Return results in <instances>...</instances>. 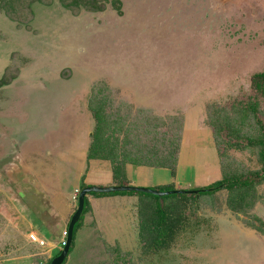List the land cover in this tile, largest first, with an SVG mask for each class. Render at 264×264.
Returning <instances> with one entry per match:
<instances>
[{"label":"rangeland","instance_id":"374dc122","mask_svg":"<svg viewBox=\"0 0 264 264\" xmlns=\"http://www.w3.org/2000/svg\"><path fill=\"white\" fill-rule=\"evenodd\" d=\"M14 6L10 15L0 4V264H49L63 249L64 233L42 240L31 230L30 203H22L3 167L4 141L20 150L48 134L44 147L56 143L55 164L80 189L190 191L262 169L257 149L229 147L225 133L214 137L209 123L216 110L232 118L253 101L264 123V101L251 89V77L264 72V0H111L100 12L71 11L58 0H12ZM95 113L104 119L96 142L117 149L118 179L108 161L63 159L86 136L90 149ZM238 127L253 141L262 133L254 119ZM31 146L27 155L37 150ZM127 151L169 168L122 170ZM254 187L247 197L226 190L196 200L164 197L174 235L168 248L146 254L143 238L164 235L158 217H150L158 200L138 194L149 205L123 204L114 197L128 195H90L102 200L94 208L89 202L64 264H264V179ZM19 205L28 208L21 212Z\"/></svg>","mask_w":264,"mask_h":264},{"label":"trees","instance_id":"16d2710c","mask_svg":"<svg viewBox=\"0 0 264 264\" xmlns=\"http://www.w3.org/2000/svg\"><path fill=\"white\" fill-rule=\"evenodd\" d=\"M27 1L28 4L29 2H36V1H42V0H24ZM49 1V0H48ZM61 5L68 10L71 11H80V10H88V11H93V12H100L103 11L105 9V6L109 5L111 0H58ZM12 3V0H0V4H1V8L10 15L14 14V9L15 6L11 9L10 4ZM251 89L254 91L255 95L257 96V98H260L264 101V72L263 73H257L254 74L251 77ZM101 97V94H98ZM97 104H101L100 106H103L105 103L102 102V99L100 101V99H98ZM256 101L253 102H249L247 103V105H245V108H241L239 110H237L236 112H234L233 117H230V114H225L224 115V111L226 113H228L226 111V109H220V110H216L213 113V116L211 117V121L209 123L212 131L214 132L213 134H215L214 137L219 138L221 136V134H224L228 137V146L240 151H245L247 148H255L257 149V153H258V157L260 158V160L262 161V169L256 172H253L247 176H235V177H231V178H226L224 180L218 181L214 184H212L211 186H207L205 188L202 189H194V190H190V191H197L198 195H188V194H179V195H173L172 197L174 198H192L194 200H196L197 198H200L202 196H214L216 193L220 192L221 190H226L228 192H231V194H233V196L235 195V193H239L240 195H244V196H248L250 193H253V190L255 189L254 186H257L260 184V182L264 179V123H261L259 121V119L257 118L258 115H260L259 111H258V103ZM263 117H264V112L262 113ZM100 117V116H99ZM96 113L94 115V119L95 121H97V126H96V131L95 134H93V144H91V147L88 151V158L87 160H103V161H108L110 163L111 169L113 170V175L115 179H118V177L122 176L123 173L119 174L117 172V170L114 167V160L116 162V147L111 148L109 147L107 150H102V143L101 145H98V142H100V122L101 120L104 121V119H101L102 117L99 118ZM250 119H254L256 121V124L258 125L259 130L262 131L261 135L255 139V141H253V139H250L249 137L244 136V134L242 133V130L239 129V125H243L245 121H248ZM96 138V139H95ZM235 139V142H231L230 139ZM240 139L244 140L246 142V145L241 146V142L239 141ZM255 145V146H253ZM126 155V159L124 162H122L121 165V169L124 170L125 165H133V166H137V167H150V168H156V169H165V168H169L167 166H165L162 162L160 163H153L151 161H148L146 157L141 156V157H132L130 156L129 152L127 151V153L125 152ZM131 158H130V157ZM124 177V176H123ZM84 188H86V186H83L81 190H83ZM171 190V189H170ZM168 190V191H170ZM186 191V190H183ZM80 193V192H79ZM145 195V194H140V193H113V194H91L92 196H99V197H111L112 195H120V196H133V195ZM90 196V195H89ZM147 197H153L156 200H160L159 204L158 201L155 204L154 203V207L152 208V216H150L151 218H155L156 216L157 218V225L160 226L163 229V233L164 235H162L161 237H155L153 235H147L146 237L143 238L142 240V251L143 253H149L151 252L153 249V247L155 248V250H160V249H166L168 248L169 242H171L172 240V236L174 235V232H172L173 228L175 227L174 224L171 225H166V208H165V204H164V197L162 198H158V197H154L151 195H145ZM168 197V196H167ZM170 198V197H169ZM142 203L149 205V203H147L146 201H142ZM89 207V202L88 199H85V207H84V211L81 215L80 221L78 222V224L75 226L74 228V232H73V237H72V244L70 247V251L69 254L73 248V244H74V239L76 236V233L78 231V229L81 226L82 223V217L87 213ZM244 207H246L247 209H249L251 207V205L247 204ZM151 215V214H150ZM150 218V219H151ZM150 219L148 221H150ZM178 222V221H176ZM155 224L152 223V225ZM61 253V252H60ZM58 253V255L60 254ZM68 254V257H69ZM57 255V256H58ZM56 256V257H57ZM67 257V258H68ZM66 258V260H67ZM53 260V259H52ZM51 260V261H52ZM65 260V261H66ZM50 261V263H51ZM49 263V264H50ZM65 263V262H64Z\"/></svg>","mask_w":264,"mask_h":264},{"label":"crops","instance_id":"0c3cea01","mask_svg":"<svg viewBox=\"0 0 264 264\" xmlns=\"http://www.w3.org/2000/svg\"><path fill=\"white\" fill-rule=\"evenodd\" d=\"M57 131L60 132V130ZM10 132L11 134L16 135L17 137L18 134H16L15 131H10ZM59 132L57 133V135L61 134ZM4 133L5 135H9V133H7L6 131H4ZM81 133L85 135L83 131H81ZM39 135L41 139L32 138L33 142L31 144L30 143H24L22 145L20 144L22 146L20 150H16V147L14 145L4 141L7 147L5 151L6 155L4 157L3 167L5 170L6 169L8 170L7 172H9L8 173L9 175L13 176V179L15 180V182L14 180L13 182L18 188V194L21 195L22 203L24 202V199L25 201H29L30 203V208H28L27 205L25 207L20 206L21 205L20 204L19 206L21 208L19 209V211L22 212L24 211L25 208L26 209L28 208L27 214L28 217H30L28 218L30 220L27 219V221H30L29 225L31 226V230L33 231V233H36L37 235L41 236V239L44 240L47 233H52L53 236L54 233H57L58 236L60 232L63 231L67 232V227L69 225L72 215L75 212V207L77 205L76 201L78 198L77 196L80 192V188H79V182L72 181L71 180L72 178H69V176H66V174L63 173L64 166L61 167V170H59V167L55 164L56 157L60 156L61 149L54 148L56 144L55 142L52 143L53 144L52 147L49 146L44 147L45 144H47L48 141L50 140L46 136L48 134L41 135L39 133ZM83 138H85V136H83ZM73 139L76 138L74 137ZM86 140L87 141H85L84 145H80L79 148H76L73 151L74 153L72 154L70 159H69V153H67L63 157V159L67 160V162L65 163L66 165L69 164V161L74 162V161H78L79 159H82L83 164L87 162H91L87 160L90 138H87L86 136ZM16 141L17 140L14 139V143H16ZM45 141H47V143H45ZM57 141H63V139L59 138L57 139ZM31 145H36L37 150L31 152L33 155H27L26 154L27 148L32 147ZM75 152H78V154L76 155ZM48 162H51L53 164V167L55 166L54 171L56 172V176L51 177V174L48 175V173L46 172L48 167L47 165ZM96 162H98L99 164L105 161L97 160L94 163ZM129 166H133V165H127L125 168H128ZM139 168H143V167H139ZM107 169H110V167L108 166ZM150 169H156V168H150ZM125 171L127 173V169H125ZM78 179L81 181V179H85V177L84 175L80 174ZM91 186H99V184L93 183V185L91 184ZM117 198L119 197H114V201L118 200L123 204L134 201H139L142 203V201L139 200L138 197L128 196V197H121L122 199H117ZM87 199L93 208H94L93 205H95V203L102 200V199L95 200L93 199V197H89V195L87 196ZM107 200H111V199H107ZM98 206H100V204ZM14 209L15 211H17L16 208ZM111 209L113 210V208ZM104 212L109 216L112 215V213L110 212V208L104 210ZM33 221L39 223L41 228H37V229L41 231V235L38 234L39 233L37 232L38 230L34 228V225L32 223ZM43 233H44V237L42 235Z\"/></svg>","mask_w":264,"mask_h":264},{"label":"water","instance_id":"95a60500","mask_svg":"<svg viewBox=\"0 0 264 264\" xmlns=\"http://www.w3.org/2000/svg\"><path fill=\"white\" fill-rule=\"evenodd\" d=\"M113 193H140L145 195H151L154 197L162 198L167 196H173V195H179V194H194L198 195L197 191H178L174 190L171 192H165L160 193L154 190L150 189H144V188H135V187H129V186H123V187H111V188H98V187H86L83 190L80 191L78 198H77V208L74 214L71 217V220L69 222V225L67 227V237L65 241V245L61 251V253L55 257L50 264H64L66 258L68 257L70 247L72 244V237L75 226L80 221L81 215L84 211L85 207V199L88 195L91 194H113Z\"/></svg>","mask_w":264,"mask_h":264},{"label":"built area","instance_id":"2783aa9c","mask_svg":"<svg viewBox=\"0 0 264 264\" xmlns=\"http://www.w3.org/2000/svg\"><path fill=\"white\" fill-rule=\"evenodd\" d=\"M66 237H67V232L65 231V232L63 233V239H62V244H61L62 247H64V245H65ZM32 240H33L34 242H38L40 245H44V243H43L42 241H37L38 239H36V238H34V237H32Z\"/></svg>","mask_w":264,"mask_h":264}]
</instances>
